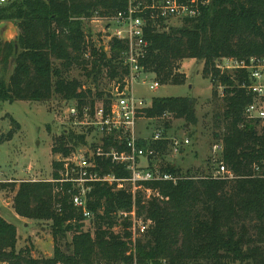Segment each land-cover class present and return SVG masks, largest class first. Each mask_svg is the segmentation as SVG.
Returning a JSON list of instances; mask_svg holds the SVG:
<instances>
[{
  "label": "trees",
  "instance_id": "1",
  "mask_svg": "<svg viewBox=\"0 0 264 264\" xmlns=\"http://www.w3.org/2000/svg\"><path fill=\"white\" fill-rule=\"evenodd\" d=\"M207 1L197 18L185 19L168 31L148 30L150 46L141 65L162 85H182L187 76L181 64L196 59L204 64V72L215 86H224V109L215 114L221 129L215 137L223 147L222 160L235 177L182 173L170 164L165 169L178 174V182L149 183L155 194L140 190L135 199L126 190L97 184L89 201L94 212L90 229L73 206L72 185L22 181L16 188L12 184L17 215L52 221L54 254L35 257L29 247L18 250L17 225L0 215V262L264 264V176L254 174L256 163L264 171V125L259 130L245 118L244 110L252 101L241 86L246 74L216 67L221 57L264 60V0ZM125 5L123 0H13L0 5V24L14 27L7 37L0 25V103L44 102L60 96L94 107L93 95L102 97L103 92H93L69 73L81 66L95 82L106 76L123 83L129 74L121 58L127 45L114 39L109 54L97 48L83 18L99 9L102 14H112ZM219 98L214 90L213 101L218 104ZM165 113L192 124L198 121L196 100L184 96L154 97L152 105L138 111V116L163 119ZM13 135L10 132L11 139ZM86 142V133L66 129L54 150L67 155ZM112 143L110 138L108 144ZM169 143L162 140L153 146L165 154ZM99 163L103 173L129 176V171L110 160ZM54 168V176L60 178L61 163H54ZM134 204L153 221L147 234L136 241L128 221L119 217L120 211L130 210Z\"/></svg>",
  "mask_w": 264,
  "mask_h": 264
},
{
  "label": "built area",
  "instance_id": "2",
  "mask_svg": "<svg viewBox=\"0 0 264 264\" xmlns=\"http://www.w3.org/2000/svg\"><path fill=\"white\" fill-rule=\"evenodd\" d=\"M13 0H0L5 5ZM125 8L118 9L109 16L99 15L92 18L90 25L92 41L97 48L104 49L108 54L111 51L113 40H119L127 45L122 53L123 64L128 67L129 74L124 82L116 79V89L108 97V103L81 105L77 100L63 108L60 121L64 126L83 125L85 131H76L87 134V142L71 149L69 154L61 153L57 161L61 163L60 178L48 180L57 184H70L75 193L72 197L73 206L81 213L87 223L94 219V212L89 208L91 192L97 184H109L117 189L126 190L136 198L138 191H144L149 196L155 194L154 187L149 183L173 182L177 183L180 176L167 171L166 165L158 157L164 156L153 144L162 140H169V146L175 154L188 143L189 138L183 141L167 136L161 131L151 137H140L137 134L138 111L149 107L143 97L134 92V83L142 75H149L141 65L149 49L150 41L147 32L150 29L168 31L177 22L185 19L197 18L207 6V0H123ZM96 26V28H95ZM99 26V27H97ZM89 57V54H87ZM216 67L222 72L243 71L246 80L241 84L251 95L252 101L246 106L244 115L247 121L264 125V60L260 58L236 59L221 57L216 60ZM147 83V78L143 80ZM162 84L155 77L150 84L156 90ZM152 105V104H151ZM165 113L163 117L168 116ZM75 130V129H73ZM88 131V133H87ZM92 134V137H89ZM110 138L113 143L108 144ZM223 147L215 145L216 168L214 178L235 177L222 160ZM162 155V156H161ZM99 160H110L111 163L129 171V176L120 177L114 173H103ZM1 173V171H0ZM254 174L264 176L259 164H254ZM1 181V180H0ZM121 220L128 221L129 231L133 241L143 237L151 228L153 221L140 214L136 204L130 210L119 212ZM119 227H115L118 230ZM0 264H9L0 262ZM137 264V263H135Z\"/></svg>",
  "mask_w": 264,
  "mask_h": 264
},
{
  "label": "rangeland",
  "instance_id": "3",
  "mask_svg": "<svg viewBox=\"0 0 264 264\" xmlns=\"http://www.w3.org/2000/svg\"><path fill=\"white\" fill-rule=\"evenodd\" d=\"M109 16L111 14H102ZM92 14L83 18L87 25H91L92 18L98 17ZM177 22V25H181ZM4 26L7 37L14 31V27ZM99 27V26H97ZM96 28V26H95ZM92 36L93 32L91 31ZM91 36V37H92ZM181 70L189 74L183 85H161L156 90L150 88L155 81L154 74L142 75L134 83V92L138 97H143L147 105L151 106L154 97L160 96H187L196 100L197 123H189L185 119H177L169 114L163 119L139 116L137 119V134L140 137H151L161 131L167 136L180 140L189 138L186 144L175 154L171 147L167 149L164 156L158 157L163 165L173 164L182 173L190 172L195 175L213 173L216 165L215 145L220 140L215 137L219 131L216 122V113H222L224 105L221 98L224 96V86L216 85L209 75L204 72V64L196 59H187L181 64ZM70 78H78L86 88L92 91H102L104 96H94L95 104L105 102L111 97V92L116 89L115 80L101 76L95 82L92 77H87L81 66H75L69 73ZM147 78V83L143 80ZM193 85L194 87H191ZM214 90H217L220 98L217 104L213 101ZM71 101L55 96L50 101H16L0 103V215L17 225L18 240L17 249L29 247L35 257H51L54 254V238L52 234V221L34 220L25 217L15 218L14 197L16 192L12 190V184L17 185L22 181H48L55 179L54 163L60 152L54 150L58 146L64 130L82 131L86 130L83 125L73 127L61 124L62 110ZM168 123L169 126H166ZM261 130V127L258 126ZM10 132L14 133L12 139ZM88 133V131H87ZM92 137V134H89ZM51 182V181H49ZM55 183V182H53ZM27 223V224H25ZM87 223V222H86ZM93 227V223H87L86 229ZM119 230V228H118ZM72 234H69L71 239Z\"/></svg>",
  "mask_w": 264,
  "mask_h": 264
},
{
  "label": "crops",
  "instance_id": "4",
  "mask_svg": "<svg viewBox=\"0 0 264 264\" xmlns=\"http://www.w3.org/2000/svg\"><path fill=\"white\" fill-rule=\"evenodd\" d=\"M182 71V70H181ZM182 72H184L185 74H186V76L187 77H189V74L188 73H186L184 70L182 71ZM155 76V75H154ZM183 85V84H182ZM174 86H178V85H174ZM191 87H194L193 85H191ZM184 97H187V96H184ZM13 215L15 216V218H21V217H19L17 214H16V212L14 211L13 212ZM25 224H27V223H25ZM18 232H19V228H18Z\"/></svg>",
  "mask_w": 264,
  "mask_h": 264
}]
</instances>
